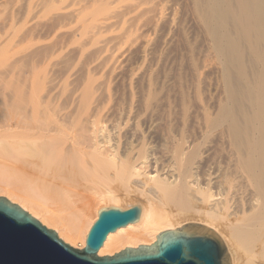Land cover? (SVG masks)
Segmentation results:
<instances>
[{"label":"bare ground","instance_id":"1","mask_svg":"<svg viewBox=\"0 0 264 264\" xmlns=\"http://www.w3.org/2000/svg\"><path fill=\"white\" fill-rule=\"evenodd\" d=\"M147 1L131 0L130 8L136 7L134 12H138ZM194 4L223 67L226 93L217 115L213 114L215 118L203 110V123L214 129L226 126L235 154H226L225 161L219 157L222 154L211 159L202 153L199 140L195 143L186 132L175 135V129L169 127L162 154H154L149 133L146 136L142 130L146 129L139 117L142 113H132L136 109L134 102L127 108L118 107L121 115L114 119L111 128L110 122H105L104 112L111 106L112 90L104 89L110 84L93 82L97 76L93 77L90 66L97 64L95 58V64L91 61L93 65L86 67L90 69L83 77V87L76 85L66 95L65 88L63 93L58 90V75L61 73L62 86L71 83L78 77L76 65L70 66L67 60L69 64L62 66L64 60L56 61L61 49L54 42L34 41V35L29 41L27 36L23 42H15L11 33L14 25L10 23L11 27L0 29V196L21 206L79 249L86 246L87 234L101 210L106 206L123 209L125 200L141 199L136 205L142 210L138 222L110 233L99 256L150 246L162 232L183 226L181 213L193 209L203 225L215 230L226 242L232 264H264V0H194ZM97 9L91 13L98 15L96 19H103L98 30L110 31L118 22L114 20L124 19L107 4ZM79 10L62 16L68 20L82 18ZM103 41L97 51L101 56L110 49L109 43ZM87 48L81 47V58ZM109 63H102L103 68ZM41 71L46 72V83L43 77L39 83ZM111 77L103 78L110 83ZM150 82L147 91H153ZM152 91L145 92L142 98L146 115L154 96ZM103 97L109 103L103 104ZM129 124L130 132H124ZM79 189L91 194L85 197L88 194L84 196ZM100 203L106 206L98 208ZM219 220L222 227L216 224Z\"/></svg>","mask_w":264,"mask_h":264},{"label":"rangeland","instance_id":"2","mask_svg":"<svg viewBox=\"0 0 264 264\" xmlns=\"http://www.w3.org/2000/svg\"><path fill=\"white\" fill-rule=\"evenodd\" d=\"M45 1L46 2H44V0H0V29L5 27L7 28L11 24H13L14 26H16H13L11 33L14 36L15 42H23L26 39H32L34 35V38L32 40H38V42L40 41V43H44L45 41L49 43L51 41L50 43L54 42L59 46L58 48L61 49L58 53L60 58H58V55V59L55 56L56 61L60 62L59 60H64L61 63L62 66L65 65V62L68 64L69 62H71V64H69L70 66L76 65V69L75 67L74 69L77 72L75 73L78 74L77 76L79 77H76L77 79L75 78L77 82L75 79L72 81L70 80L71 83H67L68 85L65 82L64 85L67 86L64 87V85L62 86L64 82L61 81L62 79L60 77L61 73H59L60 75H58V81L60 85H58V87H60L61 89L58 87L57 88L60 92L63 93L62 89L65 88L64 91L67 90V92L65 91L67 95L69 91L77 88L78 86L82 88L83 86L81 85H83L84 78L88 73L87 69L92 68L95 71L91 72L92 74H94L93 77L97 76V80L102 79L97 81L96 78L92 77L94 79L93 82H98V84L105 83L106 86L110 84V88L104 87V89L106 88L108 91L109 89L112 90L111 92H109L112 97L111 99H113L110 100V103L109 101H106L107 97H103L104 100L102 98V103L104 101V103L106 102L111 104V106L105 104V106L107 105L108 107L106 106V112H104L106 113V118H104L106 119L105 122L107 124L110 122V125H108L110 128L113 126L112 124H114V119H116L120 111H122L120 109H123L124 107L127 108V106L129 107L132 104L131 102H134L132 105L135 104L134 106H136V109L134 107L135 110L133 109L134 111H132V113L134 115V113L136 112L135 116H137V113L140 115L139 112L142 113L139 117H141L142 120V127H146V129L142 128V130L143 132L145 131V135L147 134L146 136H148L149 133L148 139L150 140L149 142H151V147H153L152 149H155L154 154H162L161 152L164 150L166 144L165 141H167L165 139L168 137L171 128L175 129H173L174 132H176L175 135L177 133L181 134L182 132H186V135L189 136L191 140H196L194 141L195 143H198L199 140L200 145H202V153L209 154L211 159H213L214 155L216 154V158L220 157L222 161H225L223 159H225L228 154H235V147L234 145H232L233 142H231L232 140L230 135H228L229 133L227 134L228 130L226 126L214 129L213 127L207 126L205 125V123H203V114L205 112L207 114H211V117L210 115L208 117L212 119L216 117L213 114L217 115L219 107L222 105L223 101L225 102L226 100V93L225 86L223 84V67L219 60V57L217 56V53L214 50L213 43L206 33V29L199 19L197 12L195 11L194 0H148L144 5L140 6L142 7L141 9L139 7L140 11L138 12H134L137 11L135 9L136 7L130 8V5H132L131 0H104L103 2L99 3H94L95 0ZM106 4L109 6L112 12L115 13L118 11L119 13H121L119 15L123 16L124 19L121 20L122 17H119L120 19L117 18L118 20H114V22H118H116V25H113V28H111L110 31H107V29L106 31H101L102 29H99V33L98 24L101 23L103 19H96L99 17H95L97 14L92 13L95 11V9L98 10V6H103ZM81 7L84 11L81 9ZM87 7L90 8L88 9ZM126 7H129V9H127ZM78 9H80L79 15L81 16V14H83L84 17L81 16L83 19L79 18V16V19H77L76 17V19L69 17L68 20L66 16H62L63 14H65V12L70 13L71 11H77ZM120 10L122 12H120ZM123 10H125V12ZM127 10L129 13L127 12ZM81 11L85 13H82ZM89 11L90 14H88ZM123 12L127 13L122 14ZM91 14L95 18L91 16ZM84 18L87 19V21ZM101 18L105 17L103 16ZM83 20L86 21L85 24L83 23ZM91 21L92 23L89 24L90 27L88 28L89 25L87 26V24ZM93 21L96 22H94L93 24ZM25 37L27 38L25 39ZM102 40H104L103 42L105 43L108 42V46L110 45V49H108L109 54L107 53L108 55L103 54V56H101V54L97 52L99 46L102 45L99 42ZM59 44L63 46V49L60 48ZM84 46L85 48L88 47L87 49L89 50H87L88 52L85 51V57L82 54L84 58H81V55L79 54H81L80 51H82L81 47L83 50H85ZM110 53L114 54H112V56H109ZM71 55L73 57H71ZM65 56H67V58ZM113 56L115 59H110L111 57L113 58ZM93 58H95L94 61H97V64H95ZM103 59H107V61ZM79 60L82 62V64L81 62L79 63ZM91 61L95 65H93ZM108 61L112 63L110 64ZM87 63L88 65H86ZM102 63L104 64V66L105 64L108 65L109 63V67L106 66L109 70L105 69L106 67L103 68ZM77 64H79V67H77ZM90 65H93V67H91ZM62 66H60L59 70L63 68ZM87 66H90V68L86 69ZM114 67L115 69H113ZM103 70H105L106 72L104 73ZM43 71H41L40 73H43ZM40 73L38 74L39 79H42L43 77V80L46 83V72H44L43 75ZM108 74L110 77L112 76L110 83L109 80H106L107 78L109 79ZM103 75H106L107 78ZM100 76L106 78V82L104 81V78H101ZM150 76H152L153 79ZM41 79L39 80V83L42 82ZM148 80L152 81V83L150 82V84L154 85L152 87L153 91L148 89V91L153 92L154 96L152 97L153 99H151L150 110L147 113L148 115H146L144 110L145 106L143 104L144 101H142V98H144L145 96L144 93L148 92ZM72 84L74 87L72 86ZM95 84L94 86H98V84ZM38 86L41 88L43 84L42 86ZM185 97L186 99H184ZM132 98H134V101H132ZM121 105L125 106H122L121 108ZM118 110H120L119 113ZM203 110H205L204 113ZM187 111H189V113ZM169 113H172V116ZM144 114L146 115V117H144ZM167 114L169 115V118ZM120 115L121 114H119V116ZM147 116H149V118H147ZM152 117L154 118L152 119ZM199 121L202 122L199 123ZM124 127L126 128V126ZM127 128L128 129H125L124 132H130V128H132V126L129 124L127 125ZM83 191L84 189H79V193H84V196L88 194L85 197L91 194V191ZM90 196L92 197V195ZM140 201L141 199L137 197H135L134 200H125V206L122 210L130 209L133 206L138 205L137 203ZM98 206H96V208ZM103 206L105 207L106 204L100 203V206L98 208H102ZM106 208L112 207L106 206ZM181 219L182 221H184L183 226L189 223L203 224V221H201V216H199L193 209L182 212ZM216 224L222 227V220L217 221ZM183 226H181L180 228H182ZM224 243L226 244V242ZM226 247L228 249L227 245ZM228 254L230 255L229 251Z\"/></svg>","mask_w":264,"mask_h":264},{"label":"water","instance_id":"3","mask_svg":"<svg viewBox=\"0 0 264 264\" xmlns=\"http://www.w3.org/2000/svg\"><path fill=\"white\" fill-rule=\"evenodd\" d=\"M141 213L139 206L101 210L86 246L79 249L21 206L0 196V264H231L220 235L199 223L162 232L150 246L99 256L109 234L138 222Z\"/></svg>","mask_w":264,"mask_h":264}]
</instances>
